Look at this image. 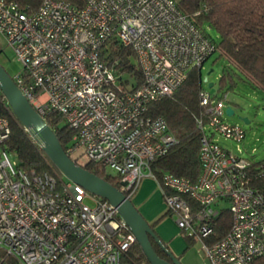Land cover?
Returning <instances> with one entry per match:
<instances>
[{
  "label": "built area",
  "instance_id": "built-area-1",
  "mask_svg": "<svg viewBox=\"0 0 264 264\" xmlns=\"http://www.w3.org/2000/svg\"><path fill=\"white\" fill-rule=\"evenodd\" d=\"M0 33L22 65L11 77L32 107L44 119L49 111L63 114L70 158L84 154L114 170L106 173L127 197L143 177L154 178L177 227L199 242L209 264H250L264 254V191L250 182L264 174V159L240 153L246 132L224 120L222 97L207 88L199 94L197 178L151 168L177 138L162 116L148 112L149 102L172 93L218 50L176 0H85L81 7L41 0L32 11L0 0ZM113 37L135 53L142 74L135 87L106 59ZM23 127L46 156L39 133ZM9 134V119L0 116V264H121L136 238L117 208L69 179L19 166L2 146ZM224 211L229 228L216 237Z\"/></svg>",
  "mask_w": 264,
  "mask_h": 264
},
{
  "label": "trees",
  "instance_id": "trees-1",
  "mask_svg": "<svg viewBox=\"0 0 264 264\" xmlns=\"http://www.w3.org/2000/svg\"><path fill=\"white\" fill-rule=\"evenodd\" d=\"M12 1H16L25 11H32L39 6L41 0ZM67 1L78 7L85 3V0ZM176 2L179 9L204 31V24L213 28L220 38L217 43L220 55L227 58L252 86L264 89V0H176ZM105 48L108 50L106 58L108 63L122 73L125 85L128 84L130 88L137 86L141 82L142 74L133 49L123 45L114 37L106 41ZM126 74L130 78H125ZM234 75L237 74L229 70V67H225L220 75L218 90L225 93L226 89L235 83ZM202 82L201 67H194L188 71L186 78L172 93L151 100L148 104V112L162 116L177 138L176 143L166 153L151 162V168L157 174L169 171L193 180L199 174L198 154L201 130L197 124V118L202 113L199 103L200 91L205 89ZM212 95L216 96L215 91ZM0 116H6L10 123V134L2 146L16 156L19 166L26 170L49 172L56 176L57 182L65 181L63 174L47 160L39 146L28 136L24 125L15 116L1 90ZM45 121L65 147L72 131L64 121L63 114L58 111H49L45 114ZM83 166L114 186L118 185L113 176L108 175L94 162H86ZM250 182L264 191V174L253 175ZM165 213L153 223L148 222L150 226L153 228L155 222ZM216 223L215 233L216 237H219L229 228V212H222ZM184 235L189 243L194 241L192 237ZM150 240L157 254L167 257L152 237ZM121 264H149V262L137 241H134L123 254ZM251 264H264V255L255 258Z\"/></svg>",
  "mask_w": 264,
  "mask_h": 264
},
{
  "label": "water",
  "instance_id": "water-1",
  "mask_svg": "<svg viewBox=\"0 0 264 264\" xmlns=\"http://www.w3.org/2000/svg\"><path fill=\"white\" fill-rule=\"evenodd\" d=\"M213 70L209 68L203 80ZM209 92L215 91L214 82L208 81ZM0 90L7 99L17 119L26 127L36 130L43 140V150L57 169L69 180L84 187L89 193L108 200L113 204L120 216L127 222L143 253L150 264H182L164 243L160 240L146 218L140 213L133 201L122 193L109 181L90 171L83 165L76 163L65 152L55 131L45 119L32 107L26 96L22 93L13 78L0 64ZM227 114H232L234 109L227 106ZM244 123L249 122L247 117L239 116ZM150 237H152L165 252L167 257H161L154 250Z\"/></svg>",
  "mask_w": 264,
  "mask_h": 264
},
{
  "label": "rangeland",
  "instance_id": "rangeland-1",
  "mask_svg": "<svg viewBox=\"0 0 264 264\" xmlns=\"http://www.w3.org/2000/svg\"><path fill=\"white\" fill-rule=\"evenodd\" d=\"M203 28L216 43L219 42V35L213 28L209 27L207 24H204ZM0 64L6 69L10 76H13L15 73L22 71L21 63L16 60L12 48L7 44L5 38L1 33ZM211 67L213 68V70L207 75V81L203 80L202 85L203 87L207 88L208 81L214 82L216 97L220 96L223 99L224 120L229 123L239 124L244 127L246 133L245 137L240 142L242 146V150L240 151V153L254 162L264 159V89L252 86L245 79L243 74L240 73V71L235 66L229 63L227 58H225L223 55H220L218 50L214 51L203 63V66L201 67L202 79L206 75L208 69ZM225 67H229V70L233 71L237 75H234L235 83L229 89H226L225 93H223L222 90H218V88L220 75L222 74V70ZM124 77L130 78L127 74ZM227 106H231L234 109V112L232 114H227L225 112ZM239 116L247 117L249 122L244 123L241 119H239ZM214 137H217L222 144L228 145L235 151H237L235 142L217 135H215ZM71 156L73 159L76 158V161L81 165L85 164L88 160L87 156L84 154H81L78 157H76L75 155ZM9 157L12 160H17L16 156L13 153H9ZM55 168L57 169L56 166ZM106 172L110 175L116 174L115 171L110 168H107ZM64 178L65 181L68 180L67 177L64 176ZM156 183L161 189V186L157 181ZM85 200L87 203L93 204V200L91 198L87 197ZM259 256L260 255L254 256L250 261V264L255 258ZM185 257L186 260L189 258L188 264H209L208 260L204 257L203 253L200 250L199 242L195 240L191 243H188Z\"/></svg>",
  "mask_w": 264,
  "mask_h": 264
},
{
  "label": "crops",
  "instance_id": "crops-1",
  "mask_svg": "<svg viewBox=\"0 0 264 264\" xmlns=\"http://www.w3.org/2000/svg\"><path fill=\"white\" fill-rule=\"evenodd\" d=\"M131 200L150 223L167 212L162 191L156 181L149 176L142 178ZM153 229L168 250L177 256L182 264H188L189 258L186 260L185 253L189 241L176 226L173 216L165 213L155 222Z\"/></svg>",
  "mask_w": 264,
  "mask_h": 264
}]
</instances>
